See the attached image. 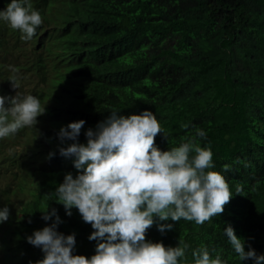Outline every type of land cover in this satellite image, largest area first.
Returning <instances> with one entry per match:
<instances>
[{"label":"trees","instance_id":"16d2710c","mask_svg":"<svg viewBox=\"0 0 264 264\" xmlns=\"http://www.w3.org/2000/svg\"><path fill=\"white\" fill-rule=\"evenodd\" d=\"M27 2L59 29L42 26L53 35L28 44L0 20V95L33 94L46 108L37 124L0 138V173L8 161L21 168L23 178L15 176L0 191V207L10 210L0 227L1 264L43 258L26 237L52 222L42 218L47 206L61 217L58 231L76 234L74 254H94L91 224L76 208L67 215L55 200L56 185L74 167V157L59 153L57 132L84 119L78 141L86 142L84 131L111 111L128 115L144 109L161 125L155 143L162 150L204 129L206 137L196 141L211 148L214 170L224 175L232 194L224 211L204 223L156 218L145 238L165 246L187 243L188 261L204 244L228 264H251L239 259L223 229L231 224L247 240L245 250L251 244L264 252V0ZM19 144L28 153L12 148ZM157 223L173 227L161 234Z\"/></svg>","mask_w":264,"mask_h":264},{"label":"clouds","instance_id":"9594fccd","mask_svg":"<svg viewBox=\"0 0 264 264\" xmlns=\"http://www.w3.org/2000/svg\"><path fill=\"white\" fill-rule=\"evenodd\" d=\"M0 6H5L0 9V20L18 29L21 33L17 34L28 44H39L53 35L41 31L42 26L59 29L43 21L40 11L27 0H4ZM10 81L17 89L15 79ZM45 111L36 95H0V138L37 124V117ZM119 112L111 111L95 127H88L84 131L86 142L78 141L84 119L62 125L57 132L61 141L59 153L74 157V167L56 185L55 200L64 206L67 215L71 216V210L76 208L82 220L91 224L94 231L88 239L96 241L94 254H74L76 234L58 231L61 217L56 208L48 211L47 206L42 218L52 222L26 237L29 243L41 248L43 258L29 264H228L219 254L213 256L204 244L193 249V259L188 261L187 243L179 241L176 246H165L163 241L145 238L156 218H184L202 224L224 211L232 194L224 175L214 170L211 148L196 141L197 137H206L205 130L196 128L194 136L162 150L155 137L163 130L153 111L144 109L128 115ZM12 148L28 153L21 144ZM20 170L7 161L0 173V191L10 187L15 176L23 179ZM9 215L7 205L0 207V227ZM172 227L171 223H157L161 234ZM223 231L241 261L264 264V252L257 253L251 244L245 250L247 240L238 237L231 224ZM19 252L23 255V250Z\"/></svg>","mask_w":264,"mask_h":264},{"label":"bare ground","instance_id":"6f19581e","mask_svg":"<svg viewBox=\"0 0 264 264\" xmlns=\"http://www.w3.org/2000/svg\"><path fill=\"white\" fill-rule=\"evenodd\" d=\"M37 77V76H36ZM72 113V112H71ZM47 118H45L44 120H46ZM46 122V121H45ZM47 123V122H46ZM13 147V146H12ZM65 162V161H64ZM57 164V163H56ZM58 165V164H57ZM57 167H59V166H57ZM61 167V166H60ZM14 184H15V182H14ZM1 193H3V192H1ZM3 197V196H2ZM4 200V199H3Z\"/></svg>","mask_w":264,"mask_h":264}]
</instances>
